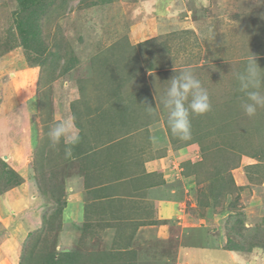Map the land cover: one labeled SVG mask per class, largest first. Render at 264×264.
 <instances>
[{"label":"rangeland","instance_id":"374dc122","mask_svg":"<svg viewBox=\"0 0 264 264\" xmlns=\"http://www.w3.org/2000/svg\"><path fill=\"white\" fill-rule=\"evenodd\" d=\"M15 1L0 0V156L6 158L11 153L13 161H17L14 157L21 159V152L27 153L26 158L32 159L28 170L36 185L35 191L30 190L33 196L36 194L35 206L29 210L36 213L30 216L36 220L31 232L26 229L11 238L5 229L0 231L1 240L10 239L5 245L7 254L13 251L9 246H19L12 257L17 259L16 264H40L45 251H52L56 244L57 248L61 246L59 239L73 242L70 226L74 223L62 224L61 217L53 219L51 214L63 203L61 196L65 202L81 196L78 192L70 194L74 178L83 175L99 181L93 175H101L100 171L88 169L87 163H81L76 154L78 148L74 147L67 157L63 143L53 146L49 129L72 118L71 105L75 103V119L82 125V134L90 136V145L99 148L107 144L101 126H108L110 119L117 116L111 86L137 81L152 95V102L148 94L142 100L156 108V115L148 109L138 114L139 123L129 130V135L138 130L148 134L146 127L163 131L167 112L162 107V97L169 80L185 68L201 79L209 92L212 109L204 114L206 118L199 115L205 120H199L201 127H195L198 129L191 136L197 140L198 161H205V168L193 173L184 165L181 171L192 175L187 198L195 206L187 201L185 215L195 219V223L200 220V227L192 231L198 241L181 242L206 248L223 245L224 249L234 248L239 255L235 264H264V108L253 117L245 115L241 108L244 93L234 76L244 70L252 56L264 69V0H188L183 7L187 6L191 13L166 12L158 20L148 17L157 15L153 10L145 18L140 16L153 0H61L58 7L50 3L39 21L45 51L37 61L27 60L21 44L16 42ZM168 2L173 4V0H165L164 5H170ZM184 14L189 16L186 22ZM133 20L135 23L131 24ZM185 28L194 32L184 31ZM141 42L142 46H137L138 64L129 60L133 53L129 44ZM33 46L30 57L38 55L39 45ZM30 63L39 65L33 67ZM149 65L154 68L152 72L148 71ZM124 103L120 104L125 106ZM31 138L29 149L25 150L24 144ZM100 148L98 155L104 151ZM98 155L95 162L100 159ZM170 157L176 161L172 154ZM161 163L171 167L167 159ZM19 172L24 171L18 167ZM167 172L172 175V168ZM23 177L24 182L28 174ZM72 202V208L79 203ZM63 216L71 220L74 213L67 209ZM25 218L30 219L28 213ZM25 218L19 215L16 220L21 222ZM7 221L11 225L15 218ZM194 250V256L201 258L202 263L215 264L205 258L206 250ZM80 251L83 254L87 250ZM208 252L219 256L217 252ZM2 255L6 256L0 249V259ZM219 258L230 264L222 255Z\"/></svg>","mask_w":264,"mask_h":264},{"label":"crops","instance_id":"0c3cea01","mask_svg":"<svg viewBox=\"0 0 264 264\" xmlns=\"http://www.w3.org/2000/svg\"><path fill=\"white\" fill-rule=\"evenodd\" d=\"M186 1L188 0H173V4L168 2L167 4L170 5L165 6V0H153L148 5L149 9H143L140 16L145 18L147 13L152 10L157 14L154 17L153 15L148 16L152 20H158L166 12L175 13L176 10H183L184 13L189 14L191 13L190 9L187 6L183 7V3ZM160 3H163L162 7ZM188 17H185L184 14V21ZM140 132L143 131L138 130L137 133ZM148 134L150 144L147 148H145V137L135 140H131L130 137L119 138L120 142H125L120 145V153L135 145L144 146V150L136 148V153L132 154L136 160H133L131 164L128 157H119L120 153L119 155L115 154L113 145L110 149L108 144L100 146L104 151L99 156L101 148L92 144L99 158L105 156L109 162L110 157H118V165L111 168L112 165L108 164L109 169L105 168V165H100L101 175L98 177L95 176L96 174L93 175L95 178H99V181L93 182L94 185L84 184L83 176L74 178L75 181L72 182L74 190L70 194L78 192L81 196L78 197L79 199L71 198L70 202H66L64 208V212H67V209L68 213L72 211L74 218L65 220L66 217H69L63 216V224L73 225L72 223H74L73 226H70L73 242L69 244L65 241L61 242L59 239V243L62 244L59 248L56 244L55 249L63 252L64 248L68 250L78 247H80L78 249L85 248L87 251L80 254L78 259H86L88 264H169L168 262L171 264H204L201 262V258H197L193 254L194 251L199 252L194 250V248H198L201 251L206 250L205 258L211 263L227 264L219 258L222 255L223 259L230 264H235L239 255L233 250L224 249L223 245L217 244L215 247L206 248L187 244L198 241L192 231L200 227L201 223L200 220L195 223L193 221L195 219H192L188 214L185 215L192 175L181 174V171L182 166L190 165L188 160L190 162L198 161L199 155L198 149H196L198 146L195 143H185L182 146L173 144L165 129L162 131V129L152 130L149 128ZM31 142L32 138L25 142V150L29 149ZM21 154V159L14 157L17 161H13L11 153L6 155L5 160L9 167L17 173L18 167L24 171L18 173L23 180L26 177H23L24 174H28V179L0 194V222L3 224L0 225V231L5 229L11 238L26 229L31 232V226L36 222L30 217L36 213L29 212L30 208L35 206L34 200L36 199V194L34 196L31 194L32 189L35 191V179L30 176L31 170H28L31 167L32 159L26 158L27 153L21 152ZM171 154L176 158V161H172ZM166 159L170 162L168 165L171 167L161 163V160ZM89 162L91 163V161ZM133 164L137 165L133 167L131 166ZM179 166L180 168H178ZM93 168L90 164L92 171ZM170 168H172V175H169L168 172L165 173ZM111 175L118 176V178H109ZM177 184H179L178 188ZM85 199H88V202H97L94 206L97 205L99 208L96 210L84 207ZM130 200H134L135 203L131 204ZM72 201H79L75 208H72ZM189 202L191 207L195 206L192 200ZM22 207L25 208L21 211ZM27 213L31 220L25 218ZM19 215L25 218L24 221L17 222L16 219ZM13 218H15V223L10 225L7 219L13 220ZM9 240L7 237L5 240H1L0 249L6 256L2 255L0 264L3 260L2 264H16L17 259L12 257L17 254L19 246L17 243L15 249L14 246H9L13 251L9 253L11 255L7 254L5 245ZM182 240L189 241L183 244ZM207 251L217 252L219 256H211ZM110 253H113L114 257L106 261V256ZM104 256L105 261L103 260Z\"/></svg>","mask_w":264,"mask_h":264},{"label":"trees","instance_id":"16d2710c","mask_svg":"<svg viewBox=\"0 0 264 264\" xmlns=\"http://www.w3.org/2000/svg\"><path fill=\"white\" fill-rule=\"evenodd\" d=\"M101 1L106 2L108 0H101ZM15 2H16V7H15V10L13 11V16H14L13 25L14 24L17 25V32L18 33L16 36V42L19 45L21 44L22 48L24 49L25 57H27V60L31 61V58H32V60L37 61L38 56L42 55L43 52L45 51L44 42L40 38V34H39L40 33L39 21L41 20L42 16L44 14H46V11L48 9L47 6L50 3H51V5L54 4L55 7H58L61 5V4H59L61 2V0H16ZM132 23H135L134 20L131 22V24ZM13 28H15V27L13 26ZM191 29L192 28H185L184 31L194 32V30H191ZM148 40H150V39H148ZM144 42L138 43L136 45L135 44H131V45L129 44V46L133 49L132 57L129 58L130 61H135L138 64L140 63V62H137V60H136V55H137V52L139 50V49H137L138 48L137 46L141 47ZM34 44L39 45V47L36 50L37 52L34 49V51L38 55H36L34 53V56L30 57L29 51L32 49V47L34 48V46H33ZM130 47H129V49H130ZM34 63H36V62H34ZM35 65L37 66L39 64L38 63L37 64L30 63V66L34 67ZM153 70H154L153 66L149 65L148 71L152 72ZM139 80L144 81V79H139ZM117 85H119V86H117ZM117 85L116 86L118 88L116 86H111L112 89L114 90V94L112 96V99L115 100V104H116V106H115L116 111L115 112H116L117 116L116 117L114 116V120L116 119V121L113 122L114 120H112V118H113L112 117L110 119L111 120L110 124L108 126H101L103 129L101 128L100 131H101V134L103 136V139H104V137H105V139H107V140H105L106 141L105 143L108 144L109 149L113 145V143H116L112 147H113L115 154L119 155L120 150H121L120 145L125 143V142H120L119 138H129L130 137L131 140H135V139L145 137V141H144L145 142V148H147L149 146V144H150L149 134H145V131L142 130L143 132L134 133L132 136H130L129 130L131 128H132V130L136 128L134 126H136L139 123V119L138 118L136 119V116L138 114H141L145 109H147L146 108L147 104L144 102L145 100H142L145 97V94H148V98H149L150 102H152L151 99H153V97H152V95H150V93L147 90H144L142 88V85L139 86V84H137V81H135L133 83L122 82V83H118ZM74 90H76V89H74ZM124 102L127 103L125 106H123L125 104ZM120 103L123 105H121ZM75 106H76L75 103H73L71 105V113H72V117H74V118L76 115ZM126 109H129L130 111H128V114L122 115V112H125ZM130 115H131V117H129ZM198 116L199 115L192 117V133L198 129L195 127H201V125H200L201 121H204L206 118L205 115H204L205 118L202 117V119H200L201 115L199 117ZM129 119L134 120V122L132 124L129 123L127 121ZM199 120H201V121H199ZM77 121L75 119V124H76V126L80 132V142L76 145L77 147L76 146H74V147L78 148V151L76 150V154H77V157L81 160V163L82 164L87 163L88 169H90V164H91L94 167L93 171H95V170L99 171L100 165L101 166L105 165V168L109 169L108 164H110V162H113L111 168H114V165H118V163H117L118 157H115V158L110 157L109 162H108L107 157L101 156L99 161L95 162V158H97V152L94 149L95 148L93 146L94 144L90 145V143H92V141L90 140V136L88 135L86 138L85 135L82 134V125L80 124V122L78 123ZM199 122H200V124H199ZM94 127H96V126L94 125ZM83 128H84V124H83ZM146 129L149 131V127H146ZM165 130H166L167 134L169 135L171 142L173 144H176L177 146H182L185 143L189 144L190 142L191 143L197 142V140L195 138H194V140L189 139L190 141L179 139L178 137H176L175 135H173L171 133L167 122H166ZM123 131H125V132L123 133ZM109 133H111V134L109 135ZM114 136L116 137V139L114 138ZM118 136H119V138H118ZM108 137H109V139H111V138L112 139L108 140ZM94 141H96L98 143L100 142V140H98V139H94ZM136 148H137V150H142L144 148V146L143 145H138V146L135 145L132 148L129 147V149L122 151L120 153L119 157H128V161H130V164H131V162L133 160H136V157L134 155H132V154L136 153ZM201 150H203V149L201 148ZM202 153H203V151H202ZM104 160L106 161L105 163H104ZM89 161H91V163ZM204 162L205 161L200 160V161H197V163H191L190 166L189 167L187 166L186 169L189 170V172L192 171L193 173H196L199 169L204 170V168H205ZM136 165L137 164H133L131 166L135 167ZM217 166H215V167H217ZM203 170L201 172H203ZM218 175H220V173ZM109 178L114 179V178H118V176H115V175L112 176L111 175ZM84 179H85L84 184L94 185L93 182L95 183V181L91 180L87 176ZM21 182H22V178L19 176V174L15 170H13L11 167H9V165L7 164V161L4 160L0 156V194L7 191L11 187L18 185ZM222 185L224 187H226V184L223 183ZM71 186H73V183H71ZM89 187H90V185H89ZM73 190L74 189H72V191ZM94 194H96V193H94ZM61 200L63 201V203H61V204L59 203L56 207V210H54L51 215H52L53 219L56 217H57V219L59 217H61V220L64 221L63 213L65 210L64 208L66 206V202L64 201L65 199H63V196H61ZM84 201H85V203L83 206L86 208H89V209L95 208L96 210H97V208H99V206H97V205L94 206V204L97 202H92V201L88 202V199L87 200L85 199ZM58 202L59 201H57V203ZM130 202L135 203L134 200H130ZM45 222H46V220L44 221V223ZM44 223L42 226H44ZM78 248H80V247H78ZM78 248H70L69 250L64 248L65 250L62 249L63 252L57 251L55 248L50 252L45 251L44 254L41 255L39 262H41L40 264H88V261H86L85 259H80V260L78 259L80 254H81V251H80L81 249H78ZM225 249L226 250L233 249V251H234V248H225ZM113 257H114L113 253H110V255L108 254L106 256V261H107V259L113 258ZM103 260L105 261V256H104Z\"/></svg>","mask_w":264,"mask_h":264},{"label":"clouds","instance_id":"9594fccd","mask_svg":"<svg viewBox=\"0 0 264 264\" xmlns=\"http://www.w3.org/2000/svg\"><path fill=\"white\" fill-rule=\"evenodd\" d=\"M239 90L244 93L241 108L245 115L253 117L258 109L264 108V69H261L252 56L242 72L234 73ZM161 104L167 112V124L173 135L181 140L192 136V117L211 111L212 104L208 90L190 68L175 74L170 80ZM156 115V108L146 107ZM48 137L53 146L63 143L65 155L70 157L72 150L80 142V132L75 118L63 119L49 129Z\"/></svg>","mask_w":264,"mask_h":264},{"label":"bare ground","instance_id":"6f19581e","mask_svg":"<svg viewBox=\"0 0 264 264\" xmlns=\"http://www.w3.org/2000/svg\"><path fill=\"white\" fill-rule=\"evenodd\" d=\"M153 34V33H152ZM151 35V34H150Z\"/></svg>","mask_w":264,"mask_h":264},{"label":"water","instance_id":"95a60500","mask_svg":"<svg viewBox=\"0 0 264 264\" xmlns=\"http://www.w3.org/2000/svg\"><path fill=\"white\" fill-rule=\"evenodd\" d=\"M3 158H5V157H3Z\"/></svg>","mask_w":264,"mask_h":264}]
</instances>
